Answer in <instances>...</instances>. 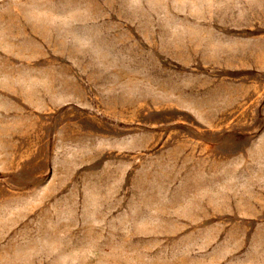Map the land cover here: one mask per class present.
<instances>
[{"label":"rangeland","instance_id":"obj_1","mask_svg":"<svg viewBox=\"0 0 264 264\" xmlns=\"http://www.w3.org/2000/svg\"><path fill=\"white\" fill-rule=\"evenodd\" d=\"M0 264H264V0H0Z\"/></svg>","mask_w":264,"mask_h":264}]
</instances>
